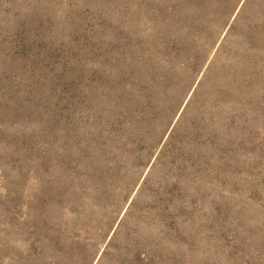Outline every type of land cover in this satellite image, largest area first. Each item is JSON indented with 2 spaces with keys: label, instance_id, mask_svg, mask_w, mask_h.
I'll return each instance as SVG.
<instances>
[{
  "label": "rangeland",
  "instance_id": "obj_1",
  "mask_svg": "<svg viewBox=\"0 0 264 264\" xmlns=\"http://www.w3.org/2000/svg\"><path fill=\"white\" fill-rule=\"evenodd\" d=\"M0 264H264V0H0Z\"/></svg>",
  "mask_w": 264,
  "mask_h": 264
}]
</instances>
